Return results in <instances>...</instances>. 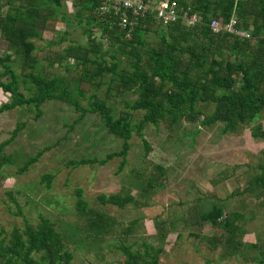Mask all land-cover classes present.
I'll return each mask as SVG.
<instances>
[{"label": "rangeland", "instance_id": "obj_1", "mask_svg": "<svg viewBox=\"0 0 264 264\" xmlns=\"http://www.w3.org/2000/svg\"><path fill=\"white\" fill-rule=\"evenodd\" d=\"M59 2L48 27L30 38L35 44L33 68L25 67L21 56L7 49L0 38V56L11 54L19 89L25 94L33 91L25 80V73L30 70L59 77L81 104L87 105L94 94L111 106L114 116L125 115L132 122L138 121L144 110L128 105L138 97L136 88L122 89L116 76L109 73L93 81L81 79L86 65L75 63L71 57L59 61L58 55L64 53L67 45L91 43L86 31L89 27L93 42L99 43L101 51L109 47L107 37L94 21L88 23L86 11L75 17L74 0ZM140 41L137 49L145 60L146 49L155 45L158 38L154 31H146ZM116 45L113 43L109 50ZM227 55L223 51V56ZM118 57L117 70H130L129 59L121 53ZM104 58L109 62L111 56L106 53ZM9 99L8 92L0 89V104ZM213 106L212 101H198L196 108L201 114L194 120L183 116L171 124L169 118L144 122L141 134L132 132L127 162L120 171L119 156L103 165L66 164L69 158L101 157L120 147L122 139L107 131L97 112H87L76 119L79 112L73 105L55 99L44 101L37 117L36 108L27 104L0 112V141L24 122L1 151L11 159L0 168L3 234L13 226L22 228L25 221L35 225L44 215L54 222L64 246L72 252L71 264H122L123 246L139 252H144L145 246L149 252L157 251L158 264H263L264 185L254 192L243 188L264 162V136L252 134L259 123L264 131V111L234 131L224 132L221 122H202ZM46 145L49 147L35 162L23 172L17 171L29 155ZM157 164L164 167L162 181L147 186L153 182ZM44 172L54 174L49 186L40 179ZM77 187L90 206L115 219L109 230L96 234L76 214ZM100 192L131 193L135 201L123 206L103 204L97 199ZM212 205H220L223 215L233 211L241 214L236 220L237 242L232 248L220 238L213 240L220 236L222 228L211 227L200 219V213ZM12 264L21 263L14 260Z\"/></svg>", "mask_w": 264, "mask_h": 264}, {"label": "trees", "instance_id": "obj_2", "mask_svg": "<svg viewBox=\"0 0 264 264\" xmlns=\"http://www.w3.org/2000/svg\"><path fill=\"white\" fill-rule=\"evenodd\" d=\"M99 1L74 0V15L80 17V13L86 11L88 23L94 21L107 37L108 49L101 51L99 43L93 42L89 27L86 31L91 43L69 44L58 59L71 57L75 63L86 65L81 79L93 81L109 73L116 76L122 89L136 88L138 97L128 105L144 110L138 121L132 122L125 115L114 116L111 106L94 94L87 105H83L69 93L63 79L32 70L25 73V80L29 82L27 88L33 91L25 94L19 89L18 76L11 65V54L7 52L0 56V89L10 96L8 101L0 104V112L27 104L36 108L37 117L42 112L40 105L44 101H65L79 112L76 119L87 112H97L107 131L122 139L118 149L101 157L69 158L67 165H103L119 156L117 171H120L127 162L133 131L141 134L146 121L156 123L169 118L171 124L183 116L194 120L201 114L196 108L198 101L214 103L212 111L203 116L202 122H221L224 132L234 131L241 123L251 121L264 111V0H175L177 7L196 14L194 24L190 25L180 13L176 20L169 22L146 15L137 19L128 36L125 34L127 29L117 25L114 15L98 10ZM59 5V0H0V38L5 41L7 49L21 56L25 67L33 68L36 64L33 54L35 44L30 38L48 27V20L55 17ZM233 15L239 28L249 30V37L223 29L215 32L210 27L212 18L225 21ZM61 17L65 18L64 14ZM146 31H154L158 42L146 49L147 57L143 60L137 44ZM113 43L117 44L116 47L109 50ZM225 50L227 57L223 56ZM106 53L111 56L109 62L104 58ZM118 53L129 59L130 70H117L120 62ZM4 76L8 79H2ZM23 125L24 122L17 124L10 136L0 141V168L11 161L7 154L1 152L2 148ZM252 134L264 136L260 123L253 128ZM48 147L46 145L29 155L17 171L23 172ZM258 167L259 171L248 181L244 191L254 192L264 185V162ZM155 168L156 173L151 177L153 182H148L147 186L162 181L160 174L164 172V167L157 164ZM53 176L52 172H44L40 179L49 186ZM75 195V212L85 219L88 229L98 234L111 228L115 223L112 216L90 206L80 187L76 188ZM97 199L100 203L117 206L135 201L131 193L118 192H100ZM239 217L241 214L237 211L223 215L220 205H212L200 213L202 221H207L211 227L222 228L220 236L213 240L220 238L231 248L237 242L236 220ZM3 232L4 229L0 228V264H12L14 260H19L21 264H71L72 252L64 246L54 222L44 215L39 216L35 225L25 221L22 228L13 226L7 234ZM145 247L144 252H139L123 246L125 256L121 263L158 264L157 251L149 252Z\"/></svg>", "mask_w": 264, "mask_h": 264}, {"label": "built area", "instance_id": "obj_3", "mask_svg": "<svg viewBox=\"0 0 264 264\" xmlns=\"http://www.w3.org/2000/svg\"><path fill=\"white\" fill-rule=\"evenodd\" d=\"M98 10L114 15L117 25L125 30L127 29L125 32L127 36L136 24L137 19L146 15H153L163 22H169L176 20L181 14L190 25L194 24L197 19L195 13L177 7L175 0H100ZM209 24L215 32L223 29L244 37L250 35L249 30L237 26V19L234 15L225 21L212 18Z\"/></svg>", "mask_w": 264, "mask_h": 264}]
</instances>
